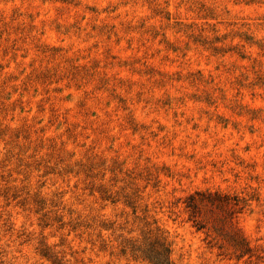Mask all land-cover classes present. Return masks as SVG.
Returning <instances> with one entry per match:
<instances>
[{
    "label": "rangeland",
    "instance_id": "374dc122",
    "mask_svg": "<svg viewBox=\"0 0 264 264\" xmlns=\"http://www.w3.org/2000/svg\"><path fill=\"white\" fill-rule=\"evenodd\" d=\"M158 236L264 264V0H0V264Z\"/></svg>",
    "mask_w": 264,
    "mask_h": 264
},
{
    "label": "trees",
    "instance_id": "16d2710c",
    "mask_svg": "<svg viewBox=\"0 0 264 264\" xmlns=\"http://www.w3.org/2000/svg\"><path fill=\"white\" fill-rule=\"evenodd\" d=\"M197 197H201V200L207 199L211 203L223 202L225 198L219 194H207L202 192H196L191 194L187 199V207L191 211V217L193 222L198 229H204L205 225L201 220L198 219V205ZM222 198H224L222 200ZM240 244L243 246V243L240 241ZM243 248V247H242ZM130 254L136 258L148 262L149 264H175L171 258V249L170 245L165 238L158 236L154 239H144L140 243H134L127 247ZM249 249H246L245 252H248ZM244 252V253H245ZM54 264H61L60 262L54 261Z\"/></svg>",
    "mask_w": 264,
    "mask_h": 264
}]
</instances>
